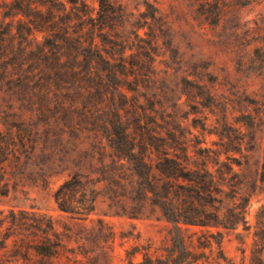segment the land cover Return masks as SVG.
Returning <instances> with one entry per match:
<instances>
[{
  "label": "rangeland",
  "instance_id": "rangeland-1",
  "mask_svg": "<svg viewBox=\"0 0 264 264\" xmlns=\"http://www.w3.org/2000/svg\"><path fill=\"white\" fill-rule=\"evenodd\" d=\"M14 1L0 0V264H24L16 245L38 213L57 232L72 227L90 240L97 219L112 228L106 249L88 242L83 256L67 243L77 264H127L136 245L153 255L171 248L174 224L156 206L137 200L134 216L118 206L126 191L119 176L129 172L108 157L106 126L116 110L124 127L163 135L169 142L160 149L186 150L194 167L209 168L220 183L209 208L240 217L232 228L182 225L223 233L227 260L215 246L205 264H264V0H108L104 24L98 0H75L87 14L70 17L74 31L82 27L119 71L103 85L88 75L87 57L61 44L44 49L56 38L11 12ZM73 177L83 184L72 200L96 199L85 220L55 200Z\"/></svg>",
  "mask_w": 264,
  "mask_h": 264
},
{
  "label": "trees",
  "instance_id": "trees-1",
  "mask_svg": "<svg viewBox=\"0 0 264 264\" xmlns=\"http://www.w3.org/2000/svg\"><path fill=\"white\" fill-rule=\"evenodd\" d=\"M67 2L70 4L68 9L66 3L61 0H15L10 4V11L15 15L21 13L31 24L39 26L41 30L49 32L56 38L55 41H49L44 49H54L59 44L62 46L61 49L68 46L76 55L87 57L90 64H94L89 66L87 72L93 79L98 80L99 85H103L106 81L110 82L117 77L119 71L111 67L110 60L101 52L95 51L96 44L93 37L84 32L82 27L74 31L71 25L70 17L80 20L87 14L86 9L78 6L75 0H67ZM98 2L97 13L101 19L100 23L104 24V20L109 18L111 13L110 3L108 0H98ZM39 6H45L46 9L42 10ZM122 58L120 55L119 59ZM106 127V143L110 150L108 157L118 165L126 167L129 172L127 176H119L120 182H124L126 189L120 194L118 201L123 214L131 216L138 214L142 207L137 209L134 204L137 200H142L144 203L156 206L162 216L174 224L171 248L160 255H153L150 246L143 251H140L138 245L133 246L126 250L127 264H205L203 258L206 257V250L213 251L215 246L219 249L218 258L227 260L222 248L223 233L220 230L189 233L187 228L182 226L232 228L233 225L239 224L241 220L239 216L233 215L235 219L226 218L221 213V209L212 211L209 208L210 200L220 188L218 186L220 183L213 172L207 167H194L191 164L192 156L186 150L171 152L160 149L161 145L165 146L169 142L165 136L152 134L149 131L136 133L124 127L118 110L112 112V118L109 119ZM147 147L155 148L154 155L143 150ZM0 155L1 162L5 158L4 153L1 152ZM82 184L81 179L73 177L63 182L54 194L58 208L71 214L72 219L85 220L95 209L96 199L93 197L80 201H74L70 197L71 190ZM118 212L114 211L112 214L119 215ZM82 229L86 230L85 226H82ZM67 230L64 233L57 232L51 217L34 214L28 233L20 239V244L16 245V250L24 260V264H38L41 260L53 259H64L63 264H77L78 253L74 248L67 247L68 242H76L77 248L82 250L80 254L85 256L88 242L103 250L114 241V231L102 219H97L92 240L85 233L77 234L78 231L74 233L72 227ZM39 233H43L44 236ZM137 254H141V259L135 261L134 257Z\"/></svg>",
  "mask_w": 264,
  "mask_h": 264
}]
</instances>
